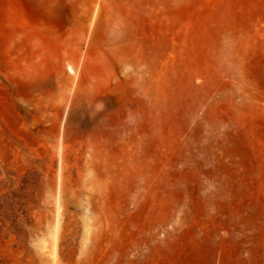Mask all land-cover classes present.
<instances>
[{"label":"rangeland","instance_id":"rangeland-1","mask_svg":"<svg viewBox=\"0 0 264 264\" xmlns=\"http://www.w3.org/2000/svg\"><path fill=\"white\" fill-rule=\"evenodd\" d=\"M264 264V0H0V264Z\"/></svg>","mask_w":264,"mask_h":264},{"label":"trees","instance_id":"trees-1","mask_svg":"<svg viewBox=\"0 0 264 264\" xmlns=\"http://www.w3.org/2000/svg\"><path fill=\"white\" fill-rule=\"evenodd\" d=\"M196 264H221V263L219 259L216 258V256H213L212 258H208V257L199 258Z\"/></svg>","mask_w":264,"mask_h":264}]
</instances>
